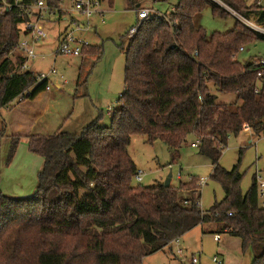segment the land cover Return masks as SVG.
I'll list each match as a JSON object with an SVG mask.
<instances>
[{
    "label": "trees",
    "instance_id": "16d2710c",
    "mask_svg": "<svg viewBox=\"0 0 264 264\" xmlns=\"http://www.w3.org/2000/svg\"><path fill=\"white\" fill-rule=\"evenodd\" d=\"M220 1L264 27V7ZM62 2L48 0L55 7ZM208 6L215 17L230 15L213 0H177L165 17L154 16L133 38L123 37L126 88L109 126L101 113L80 134L60 129L29 137L30 151L44 165L32 198L0 191V264H143L198 226L239 238L252 252V264H264V208L255 177L243 194L241 160L230 171L219 164L232 136L246 129L256 138L264 134V84L256 93L257 67L236 60L246 44L264 40V34L237 20L232 31L209 36L194 22ZM31 16L20 8L0 14V110L27 91L25 99L34 100L48 86L21 69L23 57L11 54L22 40L19 26ZM102 52L90 45L82 56ZM217 93L236 95L237 102L220 103ZM135 136L163 142L173 159L194 137L224 200L202 210L196 179L178 187L133 185L138 169L128 148Z\"/></svg>",
    "mask_w": 264,
    "mask_h": 264
},
{
    "label": "rangeland",
    "instance_id": "374dc122",
    "mask_svg": "<svg viewBox=\"0 0 264 264\" xmlns=\"http://www.w3.org/2000/svg\"><path fill=\"white\" fill-rule=\"evenodd\" d=\"M110 1L103 20L92 17L89 30L75 32V36L102 48L100 56L56 55L54 51L60 41L56 34L59 32L60 36L64 31H70V22L52 19L51 22L43 23L49 30L47 43L36 45L38 57L30 61L29 71L48 75L55 70L58 74L49 77L51 91H46L37 101L19 103L16 99L10 107L0 110V191L7 196L30 199L38 187L44 160L31 153L25 135L53 134L60 125L62 131L80 134L101 113L104 116L103 124H111V111L121 103L120 97L126 88L127 55L120 45L123 37L137 24V10L150 9L156 14L166 15L177 5V0ZM213 1L230 15L225 18L215 17L210 6L200 12L194 19L195 25L204 28L209 36L232 31L237 20L249 28L251 23L263 29L256 31L251 28L264 34L263 26L257 25L255 21L247 22L220 0ZM247 3L250 6L257 3L259 7H264V0H248ZM132 6L135 10L131 9ZM78 17L81 23L86 21L85 18ZM243 49L236 56L241 64L264 58V40L246 44ZM58 85L60 89L57 88ZM217 95L220 103L237 102L236 95ZM29 115H41L39 122L29 120ZM193 142L194 137L188 138L180 149L179 157L173 159L171 150L163 142L149 144L145 136L133 137L128 151L138 171L144 173L143 181L139 183L134 178L133 185L149 187L164 183L171 173V186L174 187H178L180 182H188L190 177L203 181L200 195L202 210H208L215 203L222 202L225 192L219 182L211 179L213 166L207 158L199 155L197 148L192 147ZM240 160L239 171L243 175L241 190L246 194L254 182L256 170L264 171V134L256 138L246 129L239 136L229 139L222 153L220 166L230 171ZM204 229L196 227L164 250L146 257L143 264H216L215 257L223 264H252V252L243 249L239 238L220 232L221 239L216 241L217 232L209 231L212 226ZM179 250L182 253H178Z\"/></svg>",
    "mask_w": 264,
    "mask_h": 264
},
{
    "label": "built area",
    "instance_id": "2783aa9c",
    "mask_svg": "<svg viewBox=\"0 0 264 264\" xmlns=\"http://www.w3.org/2000/svg\"><path fill=\"white\" fill-rule=\"evenodd\" d=\"M21 0H15L14 2L10 0H0V14L5 15L9 11L14 8H20L22 11L28 12L31 11V21L21 24L20 34L22 36V40L20 43L15 47L11 54H17L25 59L21 69L24 71H29V63L30 61L36 59L38 55L36 54V45L38 43H44L46 41L47 35L49 34V30L44 27L43 23L47 22L48 19L53 20H68L70 22V31H64L59 36V43L57 49L54 51L56 55H65V56H72V57H80L82 56V50L86 46H90L87 41L83 40L82 38L75 36V32H81L82 30L87 31L90 29L91 26V18L96 17L101 20L104 19L107 10L104 6L106 0H62V5L59 7L51 6L48 3V0H37L34 4H30L27 6L19 5ZM72 15H75L73 17ZM85 18L84 24L81 23V19L78 17ZM158 16V17H165L164 15H159L154 13L153 10L150 9H139L137 10V24L128 32L127 39L133 38L139 26L144 22L149 20L150 18ZM104 22V21H103ZM248 22V21H247ZM246 22V23H247ZM248 24V23H247ZM250 27L255 29L256 31H262L257 26L249 23ZM72 25V26H71ZM248 26V25H247ZM83 27V28H81ZM241 51H244L242 48ZM255 66L258 69V78L259 81V88L256 89V93L260 92L261 85L264 84V58H256L252 60ZM58 73L55 70H52L51 73L48 75L45 74H38L37 73V81L38 83L47 82L48 86L46 91H50L51 87L49 85V77L56 76ZM61 79L63 77L61 76ZM30 91L20 95L17 99L19 103L26 101V96ZM122 96V94H121ZM200 142L196 141L192 144L193 148H198ZM144 173L142 171H138L135 179L141 183L143 181ZM180 177V176H179ZM255 180L258 189V197L259 202L262 208H264V171L256 170L255 172ZM193 179H191L192 181ZM203 181H198V187L201 189ZM201 207V202H200ZM202 209V208H201ZM220 235L215 236L216 241H220ZM178 241V240H176ZM178 253H182V250H179ZM196 262V261H194ZM214 262L216 264H223L217 257L214 258Z\"/></svg>",
    "mask_w": 264,
    "mask_h": 264
},
{
    "label": "crops",
    "instance_id": "0c3cea01",
    "mask_svg": "<svg viewBox=\"0 0 264 264\" xmlns=\"http://www.w3.org/2000/svg\"><path fill=\"white\" fill-rule=\"evenodd\" d=\"M110 3H111V1L110 0H106L105 1V3H104V6H105V8H106V10H107V5H110ZM51 20H52V18L51 19H48V21L47 22H51ZM68 21V20H67ZM80 22H82V21H80ZM84 24V23H83ZM72 26V25H71ZM81 28H83V27H81ZM90 28H91V26H90ZM50 30H53V28H50ZM82 33L83 32H86V31H84V30H82L81 31ZM56 38H57V40H59V32H58V34H56ZM44 43H47V41L46 42H44ZM43 44V43H42ZM96 57V56H95ZM57 88L58 89H60V86L58 85L57 86ZM50 91H51V89H50ZM46 93V91L45 92H43V93H41L36 99H34V100H26V101H29V102H34V101H37L43 94H45ZM25 102V101H24ZM23 103V102H22ZM31 113V112H30ZM39 117H41V115H38L37 117H35V115H29V120H32V121H34V122H39V120H40V118ZM96 119V118H95ZM94 119V120H95ZM61 127H62V125H60L59 127H58V129L56 130V132L57 131H59L60 129H61ZM55 133V132H54ZM50 134V133H49ZM49 134H39V133H33V134H27V135H25L24 137H26V139H27V143L29 144V137L30 136H32V135H49ZM32 153V152H31ZM33 154V153H32ZM35 155V154H34ZM36 156H38V155H36ZM191 177H190V180L188 181V182H190L191 181ZM4 193V192H3Z\"/></svg>",
    "mask_w": 264,
    "mask_h": 264
},
{
    "label": "water",
    "instance_id": "95a60500",
    "mask_svg": "<svg viewBox=\"0 0 264 264\" xmlns=\"http://www.w3.org/2000/svg\"><path fill=\"white\" fill-rule=\"evenodd\" d=\"M171 182H172V174L170 173V174L168 175V177L166 178V180H165V182H164V185H165L166 187H170V186H171Z\"/></svg>",
    "mask_w": 264,
    "mask_h": 264
}]
</instances>
